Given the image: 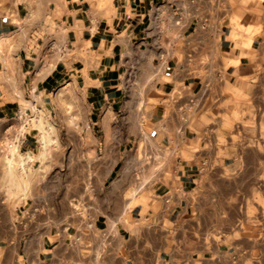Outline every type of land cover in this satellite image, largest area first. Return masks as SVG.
<instances>
[{
	"label": "crops",
	"instance_id": "obj_1",
	"mask_svg": "<svg viewBox=\"0 0 264 264\" xmlns=\"http://www.w3.org/2000/svg\"><path fill=\"white\" fill-rule=\"evenodd\" d=\"M152 1L115 0V14L108 20L93 18L85 8V0H0V36L11 38L13 51L19 57V70L26 74L20 85L48 93L73 77L90 106L88 135L94 138L90 145L94 150L100 143L99 137L104 135L103 129L98 127L101 112L106 104H113L118 97L117 81L123 63L120 58H113V48L119 43L114 42L110 54L100 55L84 71V66L77 68L58 61L42 79H33L28 74L34 66L33 54L36 55L35 50L39 47L38 40L43 44L45 38H52L41 28L51 23L60 26L77 23L82 26L80 38L90 44L97 41L103 44L108 41V32L113 36L122 23L130 25L132 42L135 33L146 28L140 30L141 24L151 22V9L155 5ZM226 8L219 13L210 4L206 14L208 23L223 24L224 30H193L185 34L191 24L199 23L201 16L180 14L179 19L186 20L184 24L187 25L182 37L188 40L190 50L199 54L205 52L210 57L211 62L207 65L179 64L173 55L162 59L150 49L141 53L130 51V66L142 61L156 68L151 87L157 93V103L149 104L151 127L146 133L152 142L150 154H163L170 148L185 155H180L175 162L169 181L151 184L143 195L130 197L126 209L129 221L142 220L151 230L158 231L155 255L140 259L130 246V229L119 219L114 229L107 217L100 214L85 229L89 234L80 243L79 264H97L88 257V246L92 249L91 244L99 242L94 235L102 231L109 238L107 243H113V246L110 255L98 264L185 263V257L178 259L174 253L165 250L167 233L175 230L184 234L183 245L189 241L191 255L187 261L190 264H264V160L248 158V153L259 150L258 144L223 143L219 141L220 132H223L220 126L213 133L205 130V122L210 116L216 112L223 115L221 120L226 118L230 115L233 98L245 95L248 88H257L262 83L258 65L245 62L252 55L251 50L242 45L245 34L233 37L230 25L257 23V11H263L264 0H229ZM146 37L143 32L142 39ZM12 86H17L16 81L0 80V87ZM15 102L5 100L0 94V142L6 137L7 119L16 114ZM170 106L172 116L169 118L174 119L178 113L189 115L179 131L171 124L160 123L158 126L155 122L166 118ZM245 135L255 136L252 131ZM132 136L136 137L130 132V142ZM21 144L28 148L31 143L24 137ZM3 151L0 144V156ZM3 169L0 160V178ZM112 172L113 168L110 174ZM241 182L248 185L247 189L239 186ZM232 199L238 200L234 207ZM132 200L139 201L133 205ZM250 200L256 201L253 204L254 223L248 218L253 213L249 212L246 202L241 207V201ZM118 212V209L111 211L110 215L118 216ZM234 216H238L237 230L231 225ZM67 230L38 224L29 230L32 235L23 237V232L28 230L16 226L14 246L31 248L28 255L21 253V258L25 255L26 260L21 259L20 264H69ZM16 263L19 264L18 259Z\"/></svg>",
	"mask_w": 264,
	"mask_h": 264
},
{
	"label": "rangeland",
	"instance_id": "obj_2",
	"mask_svg": "<svg viewBox=\"0 0 264 264\" xmlns=\"http://www.w3.org/2000/svg\"><path fill=\"white\" fill-rule=\"evenodd\" d=\"M152 3L155 5L151 9V22L139 27L140 30L146 27L142 31L147 37L142 39L141 31L135 33L132 42L130 25L122 23L113 36L108 32V41L103 44L98 41L90 44L80 38L82 26L77 23L71 22L66 26L51 23L41 28L52 38H45L43 44L38 40L39 47L35 50L36 55L33 54L34 66L28 74L33 79H42V75L49 73L58 61L77 68L84 66V71L100 55L110 54L114 42L119 43L113 48V58H120L123 63V73L120 72L117 81L118 97L113 104H106L101 112L98 127L103 129L104 135L99 137L96 150L90 146L94 138L88 135L90 106L74 78L67 79L48 93L20 85L26 74L19 70V57L13 51L11 38L0 36V58L3 62L0 80L17 83V86L0 87L5 100L16 101V114L7 119L6 137L0 142L4 147L0 156L4 167L0 178V264H18L16 259L20 264L21 259L26 260L25 255L23 258L20 255L22 252L28 255L31 248L14 246V229L18 226L28 230L23 232V237H28L32 235L31 227L38 224L68 228L69 264H79V246L89 234L85 229L100 214L107 217L114 229L118 219L130 229V246L140 259L155 255L158 231L151 230L142 220L129 221L126 209L130 197L143 195L151 184L169 181L175 162L185 154L170 148L163 154H150L152 142L146 133L151 127L149 104L157 103V93L151 87L156 68L142 61L130 66V51L139 50L141 53L150 49L162 59L173 55L179 64H209L211 59L205 52L199 54L189 49L188 40L182 37L186 20L179 17L181 13L184 17L191 14L201 16L199 23L191 24L185 34L193 30H224L226 26L223 24L208 23L206 14L210 4L215 6L216 12L223 13L229 0H153ZM114 4L115 0L84 2L93 18L108 20L115 14ZM257 16L255 24L232 23L230 27L233 37L245 34L242 45L252 52L245 62L258 65L262 83L257 88H248L245 95L233 98L230 115L226 118L221 120L223 115L216 112L210 116L205 122V130L213 133L220 126L223 132H220L219 141L223 143H257L259 150L248 153V158L264 160V9L258 10ZM171 111L172 106L167 108L164 120L155 122L158 126L160 123L171 124L179 131L183 123H187L189 115L178 113L174 120L169 118ZM248 131L255 136L245 135ZM130 132L136 135L131 137V142ZM24 137L31 143L28 148L21 144ZM18 147L20 153L15 152ZM239 186L248 187L244 182ZM138 201L132 200V204ZM237 201L231 200L232 207ZM245 202L249 212L253 213L248 218L254 223L253 204L256 201H241V207ZM117 209L118 216L110 215ZM237 218L231 217L232 228L236 230L239 225ZM105 233L95 234L94 238L99 242L91 244L92 249L88 246V257L97 264L110 255V247L113 246V243H107L109 238ZM183 235L176 230L168 232L165 250L174 253L178 259L185 257L189 260L191 248L189 241L182 244ZM187 260L181 264H190Z\"/></svg>",
	"mask_w": 264,
	"mask_h": 264
},
{
	"label": "bare ground",
	"instance_id": "obj_3",
	"mask_svg": "<svg viewBox=\"0 0 264 264\" xmlns=\"http://www.w3.org/2000/svg\"><path fill=\"white\" fill-rule=\"evenodd\" d=\"M48 72H46V73H44L42 76H45L46 74H47ZM106 119V118H105ZM142 132V131H141ZM41 142L43 143V145H45V143H44V138L43 137H41ZM30 159H31V156H30ZM134 205V204H133Z\"/></svg>",
	"mask_w": 264,
	"mask_h": 264
},
{
	"label": "built area",
	"instance_id": "obj_4",
	"mask_svg": "<svg viewBox=\"0 0 264 264\" xmlns=\"http://www.w3.org/2000/svg\"><path fill=\"white\" fill-rule=\"evenodd\" d=\"M14 141V140H13ZM12 145H9V147H11ZM15 152L20 153V147H18L17 149H15ZM27 152V151H26Z\"/></svg>",
	"mask_w": 264,
	"mask_h": 264
}]
</instances>
